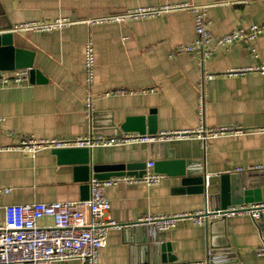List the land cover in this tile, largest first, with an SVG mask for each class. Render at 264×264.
Masks as SVG:
<instances>
[{"label":"crops","instance_id":"obj_1","mask_svg":"<svg viewBox=\"0 0 264 264\" xmlns=\"http://www.w3.org/2000/svg\"><path fill=\"white\" fill-rule=\"evenodd\" d=\"M183 2L208 5L213 53L203 62L198 52L170 55L176 46L195 39L194 16L188 11L121 23L84 22L131 8ZM58 18L72 23L51 31H12L19 23ZM262 22L264 0H0V25L11 26L13 46L30 52L32 67L44 78L41 81L34 75L22 84L0 85V147L15 146L26 135L73 139L93 132L115 137L126 132L120 127L128 118L142 117L147 128L150 113L155 117L156 133L196 128L200 123L249 130L205 144L196 138L168 142L175 158L186 160L194 175H207L209 190L217 192L222 174L264 165V73L225 74L229 68L264 66V31L253 42L255 58L242 42L220 46L215 40L236 28ZM87 41L92 42L94 53L90 84L83 63ZM203 71L214 76L205 86L200 120L198 84ZM88 94L92 98L91 114L84 106ZM158 142L163 141L95 147L89 149L90 162H138L144 163L146 170V163L158 158ZM75 166L51 149L39 150L35 156L17 150L0 151V188L10 189L0 192V223L8 204L87 198L89 193L82 190L84 183L78 180ZM150 170L162 175L157 184L120 182L104 189L110 202L105 216L125 227L108 231L99 264L207 263L210 250L217 254L214 264H264V257L255 254L264 235V213L256 221L242 215L216 219L208 225H195L182 218L165 232L140 223L147 216L193 213L206 206L203 194L182 191L180 176L155 172L153 166ZM239 175L250 188H261L264 202V171ZM51 222V218L38 220L39 225ZM161 244L170 245L164 255L166 260L175 258L174 263L160 262Z\"/></svg>","mask_w":264,"mask_h":264},{"label":"built area","instance_id":"obj_2","mask_svg":"<svg viewBox=\"0 0 264 264\" xmlns=\"http://www.w3.org/2000/svg\"><path fill=\"white\" fill-rule=\"evenodd\" d=\"M208 5H197L190 2L165 4L152 7H136L120 14L107 15L100 18L87 19V24L117 22L156 16L165 12L184 10L194 16L195 39L190 44H180L170 53L198 52L200 62H203L213 53L211 43L213 37L206 16ZM72 22L65 18H58L51 22L28 21L16 24L12 31H51L68 26ZM264 31V22L240 27L222 35L215 40L216 45L225 46L234 42H242L247 51L255 58L257 50L254 41ZM83 63L86 80L90 84L94 74V53L91 41H87L83 48ZM249 71L264 73V66H247L229 68L225 74L239 75ZM29 68H18L10 71L0 70V85L22 84L27 81ZM214 74L203 71L198 84L199 117L202 120L203 99L205 86ZM123 93L124 90H120ZM86 112H92V98L90 94L84 99ZM264 131V129H261ZM250 132L238 126L205 127L199 124L196 128L161 131L154 135L125 132L115 137H105L91 133L73 139L36 138L31 135L19 138L15 146H1L0 151L17 150L30 156L42 149L61 148H87L112 147L134 143H151L157 141L169 142L174 139H199L205 144L210 139L221 136L239 135ZM152 161L146 163V170L141 176H113L106 179L90 177L88 180L89 195L86 200H73L61 202H33L26 204H8L3 208V221L0 223V264H51L55 261L78 260L81 264H99L100 251L106 246L107 233L110 229L122 227L116 221L107 218L106 212L110 202L104 195V189L120 182L144 183L154 185L159 182L162 175L153 173L150 168ZM236 171H264V165L251 166L247 169L236 168ZM205 175V183L208 184ZM9 188H0V192H8ZM264 213V202L241 203L229 205L222 209L209 210L207 206L193 213L173 215H152L140 219V223L150 225L157 231H168L173 228L176 221L187 218L195 225H208L211 221L223 216L226 219L247 215L253 221L259 219ZM41 218H51L52 222L39 225ZM211 252L208 251V257ZM258 257H264V235L261 236L260 245L255 249ZM192 264H207L203 261Z\"/></svg>","mask_w":264,"mask_h":264},{"label":"water","instance_id":"obj_3","mask_svg":"<svg viewBox=\"0 0 264 264\" xmlns=\"http://www.w3.org/2000/svg\"><path fill=\"white\" fill-rule=\"evenodd\" d=\"M10 29L11 26L9 24L0 25V70L29 68L30 79H32V76L37 75L42 81L44 78H40V72L32 67L30 52L13 46V32L9 31ZM154 120V115L150 113L147 117V128H145L142 117L128 118L121 125L120 129L126 132L133 130L139 134H146L147 132L149 135H154L156 133ZM151 146H154V144ZM155 146L158 148V158L153 162L154 171L180 176L183 188L181 190L203 194L205 204L209 210L222 209L229 205L262 201L261 188L257 186L250 188L249 185L245 184V177L242 178L239 173L222 174L220 176L219 190L214 193L211 192L209 190V180L207 185L205 183V174L194 175L190 170L191 168H188L186 160L175 158L174 151L168 147V142H158ZM52 150L59 157L69 159L76 164L74 172L78 176V180L84 183L82 190H85L86 193H89L87 182L90 176L97 179H106L110 176L123 175L125 173L141 176L145 172V164L138 162L127 164H92L90 162V150L87 148H61ZM87 198L81 200H86ZM261 216L262 214L259 219H261ZM217 219L225 220L226 218L221 216ZM159 249L162 252L160 262H175V258L165 259L164 252L170 250L169 244H161ZM210 252L207 264H214L217 254H215L214 250H210Z\"/></svg>","mask_w":264,"mask_h":264}]
</instances>
